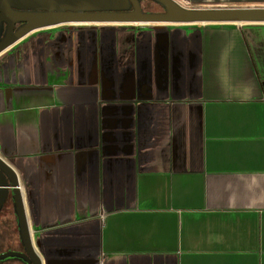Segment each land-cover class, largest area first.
Here are the masks:
<instances>
[{
  "label": "crops",
  "instance_id": "0c3cea01",
  "mask_svg": "<svg viewBox=\"0 0 264 264\" xmlns=\"http://www.w3.org/2000/svg\"><path fill=\"white\" fill-rule=\"evenodd\" d=\"M0 156L41 264H264V23L27 33L0 52Z\"/></svg>",
  "mask_w": 264,
  "mask_h": 264
},
{
  "label": "water",
  "instance_id": "95a60500",
  "mask_svg": "<svg viewBox=\"0 0 264 264\" xmlns=\"http://www.w3.org/2000/svg\"><path fill=\"white\" fill-rule=\"evenodd\" d=\"M141 0H0V52L27 33L76 22L264 23V6L188 7L176 0H150L161 10L146 11ZM19 25L15 28V24ZM8 197L22 250L0 252V261L17 258L41 264L32 240L18 176L0 156V212Z\"/></svg>",
  "mask_w": 264,
  "mask_h": 264
},
{
  "label": "rangeland",
  "instance_id": "374dc122",
  "mask_svg": "<svg viewBox=\"0 0 264 264\" xmlns=\"http://www.w3.org/2000/svg\"><path fill=\"white\" fill-rule=\"evenodd\" d=\"M185 6L188 7H202L203 5L201 4H193L191 3L189 0H181ZM152 9H158V6L154 3L151 4L150 6ZM66 24V23H65ZM81 24V23H80ZM60 25V24H59ZM147 25V24H145ZM10 199V200H9ZM6 201V206H4V208L2 209L1 213H0V230H1V235H0V241L3 242V245L0 248V252L5 251V250H20L21 247L19 246V237H18V232H15L14 226L12 227L11 232L9 230H5L3 229L4 227L2 226L3 221H4V217H6V215L2 216L8 206V210L9 212H11L12 209V199L11 197ZM11 201V204L9 203ZM12 218V216H11ZM0 264H21L20 260L17 258H6L2 261H0Z\"/></svg>",
  "mask_w": 264,
  "mask_h": 264
},
{
  "label": "trees",
  "instance_id": "16d2710c",
  "mask_svg": "<svg viewBox=\"0 0 264 264\" xmlns=\"http://www.w3.org/2000/svg\"><path fill=\"white\" fill-rule=\"evenodd\" d=\"M157 6H158V9H156V10H161V8H160V6L158 5V4H156ZM10 197H8V199H9ZM7 199V200H8ZM10 200V199H9ZM8 202V201H7ZM10 204H11V201L9 202ZM4 206H6V204L4 205ZM4 208V207H3ZM2 208V209H3ZM2 211V210H1ZM1 213V212H0ZM4 215H6V217H4V221H3V224H2V226L4 227L3 229H5V230H9L10 232H11V230H12V227L14 226V229H15V232L17 233L18 232V227H17V224H16V219H15V216H14V213H13V209H11V212H9V210H8V206H7V208H6V210H5V212H4V214L2 215V216H4ZM11 216H12V218H11ZM1 229V228H0ZM2 233H1V230H0V235H1ZM3 245V242L2 241H0V248H1V246ZM19 246L21 247V249L20 250H22V246H21V244H20V241H19Z\"/></svg>",
  "mask_w": 264,
  "mask_h": 264
},
{
  "label": "bare ground",
  "instance_id": "6f19581e",
  "mask_svg": "<svg viewBox=\"0 0 264 264\" xmlns=\"http://www.w3.org/2000/svg\"><path fill=\"white\" fill-rule=\"evenodd\" d=\"M176 1L185 6V4L181 0H176ZM80 23L81 24H133V25L160 24V23H141V22H106V23L76 22V23H68V24H80Z\"/></svg>",
  "mask_w": 264,
  "mask_h": 264
},
{
  "label": "flooded vegetation",
  "instance_id": "af4514ba",
  "mask_svg": "<svg viewBox=\"0 0 264 264\" xmlns=\"http://www.w3.org/2000/svg\"><path fill=\"white\" fill-rule=\"evenodd\" d=\"M140 3H141V7H142L143 10H146V11L156 10V9H152V8L150 7L151 4L154 3V2H152V1H150V0H141ZM154 4H156V3H154ZM18 25H19V23H16V24H15V28H16ZM20 262H21V261H20ZM21 264H23V263L21 262Z\"/></svg>",
  "mask_w": 264,
  "mask_h": 264
}]
</instances>
